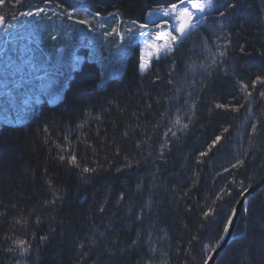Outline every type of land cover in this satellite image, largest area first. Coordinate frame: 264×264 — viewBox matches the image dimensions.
Wrapping results in <instances>:
<instances>
[{"label": "trees", "instance_id": "16d2710c", "mask_svg": "<svg viewBox=\"0 0 264 264\" xmlns=\"http://www.w3.org/2000/svg\"><path fill=\"white\" fill-rule=\"evenodd\" d=\"M171 3L3 0L8 21L57 10L43 15L75 23L76 35L34 40L32 27L17 52L0 35V264H205L241 195L264 175V84L253 87L264 78V0H217L194 32L141 71L139 40L107 33ZM80 20L107 28L85 32ZM27 47L32 66L6 71ZM56 47L71 65L74 54L86 59L66 73L64 63L51 66ZM17 241L30 245L23 257L9 251ZM216 264H264V187Z\"/></svg>", "mask_w": 264, "mask_h": 264}, {"label": "rangeland", "instance_id": "374dc122", "mask_svg": "<svg viewBox=\"0 0 264 264\" xmlns=\"http://www.w3.org/2000/svg\"><path fill=\"white\" fill-rule=\"evenodd\" d=\"M170 6L171 5H167V7L152 9L151 11H149V13H152V15L149 16V13H148L147 20L145 23L133 24L132 22H130L128 23V27L123 33L125 40L128 42H133L131 41V39H135V38L139 40L141 63L142 62L145 63L146 69L148 68V66L150 65L153 59L166 54L167 52L171 51L176 46L171 42L170 37L177 35V33L173 31V28H178L180 24L182 23V20H180L179 18H176L174 15L168 16V17L162 16V12L165 10H168ZM44 9H45L44 12H50V15L52 16H59L60 14V12L57 10H51L47 8H44ZM69 13L72 14L73 12H69ZM43 14L44 13H41L39 17H22L19 15L16 20L9 21L10 24H15L16 25L15 27L9 28L6 31L3 29L0 30V35L4 39V41H6V38H7V40L8 39L10 40L9 43L13 42L11 43V52H17L16 50L17 45L20 46L24 44V43H20L17 40H20L22 38V37H19L20 34H23V36H26L30 32L32 27L34 29H37V34L34 36V40H39V39H42L43 37L45 38V35L47 36L48 32L52 34L53 37H51V39L53 40H55L54 37H58L60 34H63V39L66 37L67 42H69L71 39L74 38V36L76 35L75 33L76 30L74 31V29L76 28L75 23L68 21V22H65L64 27H62L61 25H58L59 26L58 27L57 23L50 24L52 18H49ZM165 20L167 21V23H163V21ZM99 24L96 22L94 23L90 22L88 20L87 23H84V24L78 23L77 28L85 32L93 31L94 25H98L99 28H103V29L107 28L106 23H104L103 21H102V25H99ZM141 24H148V28L147 29L140 28L139 25ZM157 25H160V26L158 27ZM129 28L132 29L131 35H129L127 31ZM141 32L146 33V35L141 36L140 35ZM160 35H163L164 39H157V37ZM122 49L125 51H128L129 48L122 46ZM158 49L159 51H157ZM56 50H57L55 51L56 60L55 62L51 61V66L52 67L56 66V69L58 66L62 68L61 65L64 63L66 73L70 72L71 66L73 67V69L77 68L86 59V56H87L86 54L85 55L83 54L72 55L74 63L73 65H71L69 62L70 54H65V47H63V50L62 49L59 50V47H56ZM21 52L23 54V55L21 54V58L23 60H31V64L29 65V67H31L34 59L32 57V54H31L32 52L30 48L27 47L24 50L21 49ZM1 55L2 54H0V56ZM77 58L79 59L78 63H77ZM7 59H8V56L6 55V53L3 54L4 62ZM2 87L3 86H0V90H2Z\"/></svg>", "mask_w": 264, "mask_h": 264}, {"label": "snow or ice", "instance_id": "6c2138e0", "mask_svg": "<svg viewBox=\"0 0 264 264\" xmlns=\"http://www.w3.org/2000/svg\"><path fill=\"white\" fill-rule=\"evenodd\" d=\"M216 3H217V0H178V3H171L170 8L168 10H165V11L162 12V16L163 17H168V16H173L174 15L176 18H179L180 20H182V23L180 24V26L178 28H173V31L176 32L177 35H174V36L170 37L171 42L174 45L179 46L182 43L184 38L188 37L192 32H194L198 28V26L201 24V22L205 20L207 15H211L213 9L216 6ZM2 4H3V0H0V5H2ZM189 6H190L191 10H190ZM236 6L237 5L235 3H230L228 5V7L231 8V9H235ZM44 11H45L44 8L32 9V10L21 12L20 16H22V17H39L41 13H44ZM219 14H220V16H225L226 15V13L223 12V11H221ZM67 15H68L69 19L73 18L71 13H68ZM151 15H152V13H149V16H151ZM96 16H100V13L97 12ZM11 19L12 20H16L17 17L15 15H13L11 17ZM78 23L84 24V23H87V21L80 20V21H78ZM132 23L136 24L137 22L136 21H132ZM163 23H167V21L165 20V21H163ZM15 26H16L15 24H10L9 23L7 17H5L3 15H0V29H3V30L6 31L7 29L15 27ZM157 26L159 27L160 25H157ZM139 27L143 28V29H147L148 28V24H141V25H139ZM127 31L129 33V35H131L132 29L129 28ZM113 34L118 36L119 40L121 42L124 41L125 37H124V34L122 32H117L116 29H113L111 32L107 33V35H109V36H111ZM140 35L143 36V35H146V33L141 32ZM157 39H164V37H163V35H160V36L157 37ZM157 51H159V49ZM219 54L221 56L224 55L223 52H220ZM6 55H9V53H6ZM17 60H20L19 56H17ZM78 62H79V59L77 58V63ZM212 63L215 64L216 61L213 60ZM30 64H31V60H20L19 63H13L11 60H9L6 63V71H9V72H12V73H15V74H20L21 72H26L27 71V67L26 66L30 65ZM22 65H25V66L22 67ZM140 70L141 71H145L146 70L145 63L142 62L140 64ZM256 83L264 84V78L257 77L256 81L253 82V87H255ZM247 87H248L247 84L243 85L244 89H247ZM249 95H251V93H249ZM261 95H264V93H261ZM216 107L217 108H224L225 106L217 104ZM175 123L176 124H180V120L177 119L175 121ZM181 127H182V129H187L188 125L185 123V124H182ZM45 131H47L46 128H45ZM253 131H255V127H253ZM172 135L175 136L176 133L173 132ZM220 139H221V137H219V136L216 137V139L213 142V144L219 142ZM57 147H59V145H57ZM138 147H139V145H138ZM210 149H211V146H210L209 150ZM162 152H163V146L161 147V153ZM200 155L204 156V155H207V153L202 152ZM59 159L61 161H64V160L68 159L69 163L72 166L77 167V168L80 167V165H79V163L77 161V157L75 155H70V157H65V156L61 155L59 157ZM242 163H243L242 161H237V164H241L242 165ZM236 166L237 165H233V167H236ZM129 167H131V165H129ZM82 171L84 173H90V172H93L95 170L87 168V167H84L82 169ZM118 171H119V169H118ZM225 171H227V169H225ZM219 198L220 197H217V199H219ZM121 199H123V197H121ZM53 203H55V201H53ZM99 210L101 212H103L104 208L101 207ZM212 214H214V212ZM205 215L207 216L208 213H205ZM232 215L233 216L235 215L234 211H233ZM138 219H143L142 214L140 216H138ZM37 223H39L38 220H37ZM227 223H228V225H231L232 224V220L229 219L227 221ZM225 231H227V228H225ZM40 239L41 240H46L47 237L41 236ZM26 243H27L26 241H17L16 242V247L9 249V251L15 252V251L19 250L20 256L23 257L26 254H28L29 249H30V245L26 246ZM216 247H219V242H217ZM153 251H155V250L153 249ZM209 259H211V257H209ZM205 264H207V261L205 262Z\"/></svg>", "mask_w": 264, "mask_h": 264}, {"label": "water", "instance_id": "95a60500", "mask_svg": "<svg viewBox=\"0 0 264 264\" xmlns=\"http://www.w3.org/2000/svg\"><path fill=\"white\" fill-rule=\"evenodd\" d=\"M263 187H264V175L259 180L254 182L247 190L243 192V194L241 195L240 199L234 206L229 216V219L232 220V224L231 225H228V223L226 224L225 228H227V231L224 230L222 237L218 241L219 247H216L215 245L213 248L214 250L212 249V251L210 252L208 259H207V264L217 263V260L220 254L229 245V243L232 241L234 237L235 229H236L241 213L248 206L251 197ZM233 211L235 212L234 216L232 215ZM209 257H211V259H209Z\"/></svg>", "mask_w": 264, "mask_h": 264}, {"label": "bare ground", "instance_id": "6f19581e", "mask_svg": "<svg viewBox=\"0 0 264 264\" xmlns=\"http://www.w3.org/2000/svg\"><path fill=\"white\" fill-rule=\"evenodd\" d=\"M115 55V54H114ZM120 55V54H119Z\"/></svg>", "mask_w": 264, "mask_h": 264}]
</instances>
